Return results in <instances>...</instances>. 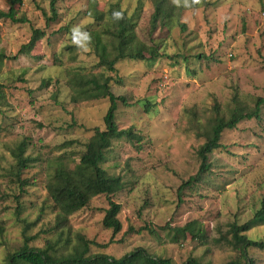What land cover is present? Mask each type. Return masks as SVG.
I'll return each instance as SVG.
<instances>
[{"label":"rangeland","instance_id":"374dc122","mask_svg":"<svg viewBox=\"0 0 264 264\" xmlns=\"http://www.w3.org/2000/svg\"><path fill=\"white\" fill-rule=\"evenodd\" d=\"M50 1L17 4L18 16H27L29 22L0 19V52L8 56L28 42L33 28L46 31L31 55L6 60L0 73L4 93L0 101V226H5L6 242L0 244V264L8 250L23 243L25 224H30L29 235H38L34 246L43 247L47 240L58 238L52 231L56 213L45 188L48 161L69 140L75 142L69 150H82L95 127L105 128L103 118L109 107L106 99L72 102L67 84L69 69L99 71L94 69V51L80 36L97 25L86 13L89 0H58V18L47 23L52 16ZM97 1L101 10L119 2L131 14L139 0ZM171 1L186 6L180 14L184 28L174 22L171 27L158 26L151 34L154 8L150 0H143L136 31L141 40L157 44L165 55L156 61L119 62L116 76L124 82L112 85V91L128 102H119V127H133L143 136L137 143L140 149L124 139L115 141L103 164L124 180V189L114 197L122 205L123 228L113 236V230L103 225L109 207L103 194L73 214L70 226L73 234L82 233L95 242L91 254L119 258L142 246L177 264L191 256L201 264H227L239 253L218 239L226 235L231 222L250 219L264 195V105L260 120H244L224 131V147L210 155L211 170L198 185L183 191V201L178 190L201 164L198 151L204 138L190 125L193 110L205 125L216 101L226 110L234 97L251 108L259 97L264 98V0ZM0 8L8 11L10 0H0ZM67 24L69 28L61 30ZM22 142L27 144L24 156L36 160L22 175L31 183L26 193L10 173L16 163L12 152ZM17 214L26 221L20 222ZM191 220L203 223L207 241L188 238L172 243L160 227ZM145 226L158 233L138 232ZM248 236L264 239V225L248 231ZM249 256L254 264H264V250L250 247Z\"/></svg>","mask_w":264,"mask_h":264},{"label":"trees","instance_id":"16d2710c","mask_svg":"<svg viewBox=\"0 0 264 264\" xmlns=\"http://www.w3.org/2000/svg\"><path fill=\"white\" fill-rule=\"evenodd\" d=\"M57 1H50L52 16L47 18V23L58 18ZM150 1L154 8L151 15V34L158 26L171 27L174 22L181 24L184 28L180 20V14L186 7L183 2L176 4L171 0ZM23 3L24 0H10L8 11L0 8V19H10L14 23L29 22L27 16H18L19 10L16 9V5ZM98 3L97 0H89V8L86 11L97 24L96 27L84 30L80 36L94 51L97 57L94 69L99 68V71L69 69L67 84L71 88V100L74 103L100 99H106L109 102L108 110L103 118L105 128L95 127L94 133L84 143L82 150H69L70 145L75 144L73 140L62 143L58 152L48 161L45 188L47 199H50L51 207L56 213L52 231L57 233L58 238L47 240L43 247L34 246L32 241L37 239L38 235H29L27 230L30 224H25L22 230L23 243L18 248L7 251L4 264H177L172 258L157 256L142 246L134 248L119 258L106 253L91 254V246L95 242L82 233L73 234L70 226V217L73 214L87 207L94 197L103 194L109 203V207L105 210L103 225L113 230V236L122 230L123 222L119 216L122 205L116 202L114 197L124 189V180L121 175L110 173L103 164L107 161V155L115 141L124 139L140 149L141 144L137 143L143 141V136L133 127H119L117 121L119 102L124 105H128V102L123 95H116L112 91L113 82L119 85H123L124 82L121 77L116 76L117 64L124 60L156 61L165 55L157 44L148 45L138 36L136 27L142 12L143 0L138 1L131 14L127 9H123L119 2L106 10H101ZM68 28L69 24L61 30ZM45 36L44 29L33 28L28 42L21 46L17 54L8 56L0 52V73L6 60L18 59L20 54L31 55L37 43ZM146 52L150 54L148 58H146ZM199 57L203 58L204 54ZM44 85L48 86L49 82L45 81ZM3 97V84L0 83V101ZM149 105L150 102H146V106ZM263 105L264 98L262 97H259L254 108L234 97L232 105L227 106L225 110L216 101L210 114L206 115L205 125L200 122L201 118L198 117L197 111L193 110L194 117L190 119V125L199 130L197 133L199 137L204 138L198 151L201 164L198 173L179 187L180 201H183V191L198 185L203 175L211 170L210 155L215 150L224 147L221 142L224 131L236 128L244 120L254 118L260 120ZM26 150L27 144L22 142L12 152L16 157V163L10 169V173L15 176V181L23 193H26V186L31 184L27 178L22 177L23 172L36 162L35 159L24 156ZM17 218L22 223L26 221L21 218L20 214H17ZM261 225H264V195L259 208L250 219L244 223H239L237 220L231 222L226 235H221L218 239V241L226 240L239 253L235 260L227 264H254V259L249 256V248L256 247L264 250V239H252L248 236V231ZM160 227L172 243H179L188 238L205 242L209 238V233L204 230L203 223L199 220H191L184 225L174 226L167 222ZM145 229L154 235L158 233L151 226L141 227L138 232ZM65 236L66 239H64ZM0 244H6L5 226H0ZM184 264H201V262L198 258L191 256Z\"/></svg>","mask_w":264,"mask_h":264},{"label":"clouds","instance_id":"9594fccd","mask_svg":"<svg viewBox=\"0 0 264 264\" xmlns=\"http://www.w3.org/2000/svg\"><path fill=\"white\" fill-rule=\"evenodd\" d=\"M117 15H119V14H117Z\"/></svg>","mask_w":264,"mask_h":264}]
</instances>
